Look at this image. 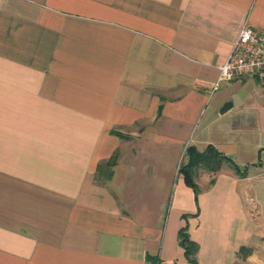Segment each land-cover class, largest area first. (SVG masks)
<instances>
[{
    "label": "crops",
    "instance_id": "crops-1",
    "mask_svg": "<svg viewBox=\"0 0 264 264\" xmlns=\"http://www.w3.org/2000/svg\"><path fill=\"white\" fill-rule=\"evenodd\" d=\"M246 21L264 0H0V264H264V84L214 88ZM190 144L248 171L196 193Z\"/></svg>",
    "mask_w": 264,
    "mask_h": 264
},
{
    "label": "built area",
    "instance_id": "built-area-1",
    "mask_svg": "<svg viewBox=\"0 0 264 264\" xmlns=\"http://www.w3.org/2000/svg\"><path fill=\"white\" fill-rule=\"evenodd\" d=\"M219 69V77L214 88L223 80H232L246 74L254 76L264 84V28L246 21Z\"/></svg>",
    "mask_w": 264,
    "mask_h": 264
},
{
    "label": "trees",
    "instance_id": "trees-1",
    "mask_svg": "<svg viewBox=\"0 0 264 264\" xmlns=\"http://www.w3.org/2000/svg\"><path fill=\"white\" fill-rule=\"evenodd\" d=\"M185 159L180 163L179 171L182 173L185 182L192 186L196 193L199 191V186L196 183L195 177L198 171L205 170L213 175L211 183L216 180V174L221 170L225 163H229L237 173L240 175H245L248 171L247 166L242 168L238 165L230 156L223 153L214 144H208L203 149H198L195 145H188L185 150ZM179 243L185 250L187 257L190 260L196 261L195 253L198 248L196 242L191 240L185 231V229H180L178 233ZM245 248L242 247L241 251ZM246 252V250L244 251ZM152 264H155V258L149 257ZM232 264H239L238 262Z\"/></svg>",
    "mask_w": 264,
    "mask_h": 264
},
{
    "label": "rangeland",
    "instance_id": "rangeland-1",
    "mask_svg": "<svg viewBox=\"0 0 264 264\" xmlns=\"http://www.w3.org/2000/svg\"><path fill=\"white\" fill-rule=\"evenodd\" d=\"M263 98H264V94H263V96H262Z\"/></svg>",
    "mask_w": 264,
    "mask_h": 264
}]
</instances>
